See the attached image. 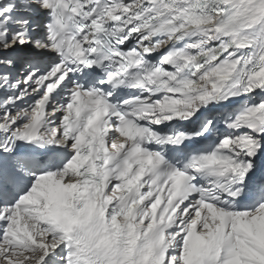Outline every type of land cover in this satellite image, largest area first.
I'll use <instances>...</instances> for the list:
<instances>
[{"label":"snow or ice","instance_id":"snow-or-ice-1","mask_svg":"<svg viewBox=\"0 0 264 264\" xmlns=\"http://www.w3.org/2000/svg\"><path fill=\"white\" fill-rule=\"evenodd\" d=\"M0 264H264V0H0Z\"/></svg>","mask_w":264,"mask_h":264}]
</instances>
